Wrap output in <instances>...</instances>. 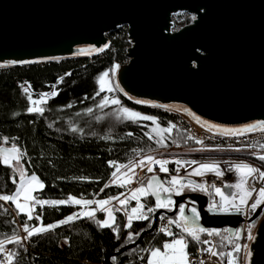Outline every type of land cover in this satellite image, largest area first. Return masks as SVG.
Returning <instances> with one entry per match:
<instances>
[{"label": "water", "instance_id": "water-1", "mask_svg": "<svg viewBox=\"0 0 264 264\" xmlns=\"http://www.w3.org/2000/svg\"><path fill=\"white\" fill-rule=\"evenodd\" d=\"M178 11L194 17L175 29ZM121 26L131 45L127 61L114 63L112 78L126 98L181 112L217 133L262 130L249 126L264 122V0H0V67L101 55L112 45L109 32ZM13 148L5 139L0 144L4 155L16 158ZM185 180L198 184L192 177L181 184ZM146 186L164 206L117 253L141 243L162 214H178L184 229H225L234 241L242 237V205L209 206L207 193L177 192L159 173L148 176ZM109 211L114 222L116 213L106 212L112 225ZM259 218L244 264H264V202L248 221Z\"/></svg>", "mask_w": 264, "mask_h": 264}, {"label": "trees", "instance_id": "trees-1", "mask_svg": "<svg viewBox=\"0 0 264 264\" xmlns=\"http://www.w3.org/2000/svg\"><path fill=\"white\" fill-rule=\"evenodd\" d=\"M192 19L189 16L178 25ZM109 36L110 49L91 58L0 67V144L5 139L7 145L17 148L18 155L13 159H18L26 176L36 174L43 182L35 195L52 201L39 205L37 215L29 219L14 201L0 200V242L8 239L12 244V264H108L115 260L120 264H147L148 244L161 247L170 239L156 228L135 247L117 253L152 225L153 213L158 208L153 197L144 195L143 201L154 204L155 210L149 212L147 219L131 220L130 227L126 226L123 211L108 208L94 212L85 203L127 190L122 185L107 186L117 163L155 150L197 144L185 126L177 125L175 112L139 104L121 94L112 79V67L117 61H127L131 41L126 26L112 30ZM105 99L108 103L100 107ZM37 100L39 104L34 107L33 101ZM112 100L119 103L113 104ZM123 108L139 113L140 117L129 118L121 112ZM145 116L155 119H143ZM5 156L9 159L0 151V196H13L21 179L13 162H4ZM254 158L264 163L260 156ZM142 181L146 183V179ZM57 201L63 203H53ZM137 204L133 200L124 206ZM109 209L116 213L115 222L111 227H102ZM70 216L76 218L60 223ZM169 216L176 232L180 230L186 235L188 252L201 245L208 235L201 233L200 242L194 241L174 220L176 216ZM18 218L29 227L38 222L57 226L33 234V246L27 249L16 240H9L19 232ZM218 240V250L224 258L228 260L232 254L235 264L243 263L242 253L236 251L230 235L219 233Z\"/></svg>", "mask_w": 264, "mask_h": 264}, {"label": "built area", "instance_id": "built-area-1", "mask_svg": "<svg viewBox=\"0 0 264 264\" xmlns=\"http://www.w3.org/2000/svg\"><path fill=\"white\" fill-rule=\"evenodd\" d=\"M177 114V125L185 126L189 131V137L196 140L195 146H201L205 149H209L210 152L213 153H225L228 154H234L232 157H235L236 153H243L245 151H262L264 152V130H258L251 133L241 134V135H227L222 133H217L210 131L208 129H205L196 123H194L189 117H187L185 114L173 111ZM199 141H202V143H199ZM194 146V147H195ZM182 147L180 146H172L168 148V151H175V150H182ZM223 157V156H222ZM213 159V158H210ZM179 161V163H177ZM195 161L196 163H192ZM224 162V163H221ZM172 163V164H171ZM202 164H214L218 165V168L215 170H205L200 167ZM237 165H248L252 168L258 169L259 172H261L260 168H257V166L253 164H240L237 162H231L229 160L223 161V160H208L195 157V156H179L176 159H174L171 162L164 163L163 167L167 169V171H161V165L158 163H152L147 162L144 165L143 171L140 173L141 180L147 179L148 176L151 174L159 173L161 174L164 179L169 181L167 182L169 185L174 184L172 182L173 177H176L179 182L181 183L182 179L185 177H192L195 180H197L198 184H193L189 180H185L183 183L184 185H187L188 187H194L197 190L203 191L207 193L209 196V206L212 205V200L215 195V187L222 182V179L224 177H227L229 175L230 177L233 175V169L234 174L237 176V180L243 181V188H239V191L241 193L245 192L248 188V183H250L251 179L253 177L255 178L256 182V188L258 187L259 183L263 180L262 177H260L259 172L252 173V174H246V172H243L242 170L240 172L236 171ZM151 167L153 169L152 172L148 171V168ZM216 171H219L221 175H217ZM199 172L200 175H197L196 173ZM229 172L231 174H229ZM257 179V180H256ZM258 183V184H257ZM253 190L250 198L244 203V204H233V205H242L243 209V217L244 220L242 221V237L238 240L234 241V247L237 248L239 246V250L242 253V259L244 264V258L247 252V249L249 247V244L252 240V237L255 233V230L257 228L258 224H254V222L248 221V218L253 214L254 210L251 205L256 202L254 194L255 190ZM131 190H126L122 193H120L117 196H114L110 201V206L114 210H121L123 211L125 215V220H128L129 217L131 218H137L141 215L147 216V214L151 211L149 209H152V211L155 210L154 204H147L146 202L142 203V207H136L137 212L133 213L132 208H127L124 206V203L126 201L127 196L130 194ZM118 198V199H116ZM121 201H124L123 204H121ZM231 205V206H233ZM9 206V205H8ZM230 206V207H231ZM10 207V206H9ZM216 207V206H213ZM219 208V207H217ZM169 221H173L169 215L162 214L159 218L158 222V231L164 233L166 236L170 237V239L166 240L165 243H171L174 241L172 238L176 234V230L174 227V222L169 223ZM19 223V232L14 237L10 238L9 240H16L18 243L23 244L27 249H31L33 246V238L32 236L29 237L28 232L25 231V225H27L26 222L20 220L18 218ZM128 222L126 221V226ZM28 226V225H27ZM29 228V227H28ZM163 229V230H162ZM212 230V229H211ZM216 230V229H214ZM225 230V229H224ZM168 232L173 233V235H168ZM225 233L227 235L228 232L225 230ZM204 240H208L210 244H204L201 243V245L197 246L195 250L188 252V259L192 262V264H200V261L203 260L204 264H228V260L223 257L218 250V235L213 232L212 235H207ZM2 247H0V261L3 262V264H12L14 261L13 251H12V244L8 242V240L0 243ZM163 245L162 248V254H165L168 252L167 249H164ZM154 246L151 244H148L147 246V256L149 257L150 251ZM209 247H213L214 251L219 253L218 255H212L211 253L207 251H202V249H206ZM164 259L163 255L160 256L159 260L162 262ZM108 264H120L117 260L108 263Z\"/></svg>", "mask_w": 264, "mask_h": 264}, {"label": "rangeland", "instance_id": "rangeland-1", "mask_svg": "<svg viewBox=\"0 0 264 264\" xmlns=\"http://www.w3.org/2000/svg\"><path fill=\"white\" fill-rule=\"evenodd\" d=\"M189 16L194 17V14H192L188 11H178V12L174 13L173 14V22H174L173 28H175V29L179 28L180 26L178 25V23L180 21H182L183 19L188 18ZM33 103H34V107H37L39 104V100L33 101ZM233 155L234 154H228L227 152H225V153H223V152L222 153H213V152H210L209 149H205L204 147H201L198 145L195 147L194 146L185 147L182 150H175V151H168V149H160V150L147 152L145 155H142V156L139 155L136 158H134L128 162L116 164L115 173H116L117 177L123 176L125 174L127 175L132 170H135L138 166H140V161H144L143 165H145L147 162L154 163L155 161H167V163H168V162L173 161L174 159H176L179 156H195V157H199V158H203V159L208 158V160H212V161H216V160L227 161V160H229L231 162H237L240 164L249 163V164H253V165L257 166V168L261 169V172H264V163L259 162L254 158L256 156H260V157L264 156V152L258 151V150L257 151L248 150V151H245L243 153H238V154L236 153L235 157H232ZM149 156L153 157V160H151V161L148 160L147 157H149ZM210 158H213V159H210ZM9 160H11L13 162L14 168L17 171V175H18L19 179H21L15 193L13 194V195L18 194V195H16V201L14 202V205L16 206V202L20 203L21 205H24L25 206L24 212H26V214L28 216L30 213L31 218H34V216L37 215L36 214L37 213V207L39 205H41V203H38L37 201H44L43 199L38 198L35 195L34 191L36 189L42 187L41 185H43V182L36 174L26 176V173H25L23 167L21 166L20 162L18 161V159H13V157H9ZM221 163H224V162H221ZM202 169H204V168H202ZM118 173H119V175H118ZM229 174H231V173L229 172ZM33 176H35L37 178V181H32L31 178ZM229 177L230 176L227 175V177H225V178H229ZM167 182H169V181L167 180ZM170 186L172 188H175L177 191H186V190H190V189L194 188L191 186L188 187L187 185L181 184L180 182L174 183L172 185L170 184ZM262 188H264V178L261 181V183H259L258 187L255 190V194L253 197H255L256 201L264 199V198H261L259 195V191ZM131 194H132V192H131ZM26 196H27V199H26ZM131 197L132 196L128 195L125 202L133 201V199ZM111 199H112L111 197L92 199L91 200L92 203L89 204V209L94 211V212H97L99 210H106L108 208H111L112 207V206H110ZM105 200L109 201V203H107V204H101L100 203L101 201H105ZM48 202L51 203L52 201H48ZM136 202L138 203L137 205L130 206L127 208L142 207V203H144L143 199H141V198H138V200H136ZM12 209H14V208H12ZM80 212L83 213L84 211H80ZM76 214L78 215L79 213H76ZM133 219H137V218H132L131 220H133ZM38 220L40 221V219H38ZM174 220L178 224H180L181 227H183L182 222L179 220V218L176 217V218H174ZM126 221L129 222V218ZM54 225H56V224H54ZM47 226L48 225L43 226L38 222L36 224H33L31 227H29V226L28 227L31 230V229H35V228L47 229ZM192 231H196L198 235L201 234V232H199L198 230H192ZM216 232L220 233L221 235L226 234L224 229H216ZM172 239L173 240L184 239L185 242L187 243L186 235L184 234L183 231H180V230H178L176 232V234L173 236ZM6 240H8V239H5L4 241H6ZM4 241H1L0 243H2ZM230 242H231V240H230ZM155 249H160L162 252V248L160 246H154L150 251V255L148 257L147 264H150V262H157V264H160V260H159L160 256L159 257H153L151 255L152 251H154ZM186 251L188 253V249H186ZM242 262H243V260H242ZM235 263H236V260H235L234 256L232 254H230V256L228 258V264H235Z\"/></svg>", "mask_w": 264, "mask_h": 264}, {"label": "snow or ice", "instance_id": "snow-or-ice-1", "mask_svg": "<svg viewBox=\"0 0 264 264\" xmlns=\"http://www.w3.org/2000/svg\"><path fill=\"white\" fill-rule=\"evenodd\" d=\"M107 75H108V74L105 73V74H104V77H106ZM61 79H63V78H61ZM101 83L103 84V78H102V80H101ZM103 90H104V88H103V86H102V87H101V91H103ZM27 91H28V89L25 88V92H27ZM45 95H47V94H45ZM53 95H55V93H53ZM136 102H137V103H143V101H139V100L136 101ZM107 103H108V100L105 99V100L101 103L100 107H104ZM111 103H113V104H118L119 101H118V100H112ZM28 110H29V111H33V110H35V111H37V112H41V113L43 112V109H40V108H37V109L29 108ZM91 111H92V110L89 109V112H91ZM121 112L127 114V115L129 116V118L140 117V114H139V113L130 112V110L127 109V108H123V109H121ZM143 119L154 120L155 118H154V117H150V116H145V117H143ZM257 127H259L260 129L264 130V122H261V123L258 124V125H250V126H249V130H253V129L257 128ZM74 130H75V129H74ZM167 130L170 131L171 129H167ZM130 135H131V134H130ZM199 143H202V141H199ZM262 147H264V145H262ZM12 151H17V150H16L15 148H13ZM147 159L151 161V160H153V157L149 156V157H147ZM260 159L264 160V156H261ZM4 162H5V163H9V159H8L7 156H5V161H4ZM155 163H158V164L161 165V168H160L161 171H165V172L167 171V169L163 167V164H164V163H167V161H155ZM177 163H179V161H177ZM192 163H196V162L193 161ZM143 164H144V161H140V166H143ZM200 167H201V168H204V169H207V170H215V169L218 168V165H214V164H202V165H200ZM236 167H237L238 169L244 170V171L246 172V174H252V173H257V172H259L258 169L252 168V167H250V166H248V165H237ZM148 171H149V172H152L153 169H152L151 167H149V168H148ZM196 174H197V175H200L199 172H197ZM216 174H217V175H221V173H220L219 171H216ZM115 175H116V173L114 172V173H113V176H115ZM259 175H260V177L264 178V172H259ZM31 179H32V181H37V178H36L35 176H33ZM153 179H154V178H153ZM14 182H15V181H14ZM172 182H173V183H179V180H178L176 177H173ZM41 186H42V185H41ZM148 186L151 187V182H149V185H148ZM237 187H241V188H243V181L241 182L240 185H237ZM144 190H145L144 188L136 189L137 192H143ZM166 191H167V189H166ZM216 191H217L218 193H220L221 196L223 197V193L220 192V189H216ZM16 195H18V194H16ZM16 195H13V196L3 195V196H0V200H3V201H10V200H11V201H14V202H15V201H16ZM244 195H245V197H247V196L250 195V193H249L248 191H245ZM259 195H260L261 198H264V188L260 189V191H259ZM223 198H224V199H227L226 197H223ZM26 199H27V196H26ZM116 199H118V198H116ZM233 199H235V198H233ZM157 201H158V203H157V207H163V206H164L162 203L159 202V197H157ZM37 202H38V203H41V204H46V203H48V201H37ZM76 202H77V203H80V201H76ZM245 202H246L245 199L242 198V199H241V204H244ZM262 202H264V199H262V200H257L255 203H253V204L251 205V207H252L253 209H255V208H256L260 203H262ZM53 203H63V201H57V202H53ZM85 203H87V204H91L92 201H85ZM100 203H101V204H107V203H109V201L105 200V201H101ZM123 203H124V201H121V204H123ZM16 207H17L21 212L25 211V206H24V205H21V204L18 203V202H16ZM5 211H7V210H5ZM149 211H152V209H149ZM180 211H181V214L183 215L184 209L181 208ZM192 211L195 212V209H192ZM132 212H133V213H136V212H137V209H136V208H133V209H132ZM108 216H109V218L112 219L113 222H114V218H113V216H112L111 211L108 212ZM74 218H76V217L70 216V217L67 218V221H61L60 223H61V224L66 223V222H68V221L73 220ZM29 219H31V215H30V213H29ZM131 219H132V218L129 217V222H128V226H129V227L131 226ZM138 219H147V217L141 215V216L138 217ZM169 223H173V221H169ZM56 226H57V225H48V226H47V229H44V228H35V229H31V230H30V229L28 228V226L25 225V231L28 232V235H29V237H30V236H32V235L35 234V233H40V232H42V231H46V230H48V229L55 228ZM101 226H102V227H111V224H109V221L105 220V221H103V222L101 223ZM162 230H163V229H162ZM185 231H188V232H189V235L192 237V239H193L194 241H198V242H200V236L197 234L196 231H192V230H189V229H187V228L185 229ZM213 231H214V230H213ZM213 231H209V230H206V229H203V228H200V229H199V232H201V233L208 232L209 235H212V234H213ZM216 234L218 235L219 233H216ZM168 235L171 236V235H173V233L168 232ZM129 238H131V237H129ZM202 243H204V244H210V242H209L208 240H204V241H202ZM0 247H2V245H0ZM163 247H164V249H167V250H168L167 253L162 254L160 249H155V250L152 251V253H151V255H152L153 257H159V256L163 255L164 259H163L162 262H160V264H192V262L188 259V255H189V254H188L187 251H186V249H187V243L185 242L184 239H176V240L172 241L171 243H165V244L163 245ZM202 251H207V252L211 253V254L214 255V256L219 254V253H217L216 251H214L213 247H209V248H206V249H202ZM236 251H239V246H237ZM219 255H222V254H219ZM0 264H3V262L0 261ZM150 264H157V262H150ZM200 264H204V261L201 260V261H200Z\"/></svg>", "mask_w": 264, "mask_h": 264}, {"label": "bare ground", "instance_id": "bare-ground-1", "mask_svg": "<svg viewBox=\"0 0 264 264\" xmlns=\"http://www.w3.org/2000/svg\"><path fill=\"white\" fill-rule=\"evenodd\" d=\"M236 171L240 172L241 169L237 168ZM242 171L245 172L244 170H242ZM232 172H233V175L231 177H229V178H225L224 177L222 179V182H220L215 187V195H214L213 200H212L213 201L212 202L213 206H216V207H219L221 209H224V208H229L233 204H240L241 203V199L244 198L245 201H247L250 198L253 190L256 188V182L257 181H255V178L253 177V179H251L250 183L247 181V183H248L247 187L248 188L246 189V191H248L250 193V195L245 197V195H244L245 192L241 193L239 191V188H241V187H237V185L241 184V180L240 181L237 180V176L234 174V169H233ZM216 189H220V192L223 193V197H226L227 199H224L221 196V194L216 191ZM233 198H235V199H233ZM259 221H260V218H259V220L257 219L254 222V224H258Z\"/></svg>", "mask_w": 264, "mask_h": 264}, {"label": "crops", "instance_id": "crops-1", "mask_svg": "<svg viewBox=\"0 0 264 264\" xmlns=\"http://www.w3.org/2000/svg\"><path fill=\"white\" fill-rule=\"evenodd\" d=\"M183 148H185V147H182L181 149H183ZM145 154L146 153H144L142 155H145ZM117 164H121V163H117ZM115 167H116V165H115ZM143 168H144V165L138 166L135 169L136 171L132 170L127 175L125 174V175L119 176V177H117L116 175L115 176L112 175L111 178L109 179V181L107 182V186L114 185V184L127 186L128 190H131L129 196H132L131 198L134 201L138 200V198L143 199L144 195H149V191L147 189L146 183H143V181L141 180V177H140L141 176L140 173L143 171ZM114 172H115V170H114ZM118 175H119V173H118ZM139 188H144L145 190L143 192H137L136 189H139ZM131 192H132V194H131ZM113 197H111V198H113Z\"/></svg>", "mask_w": 264, "mask_h": 264}, {"label": "flooded vegetation", "instance_id": "flooded-vegetation-1", "mask_svg": "<svg viewBox=\"0 0 264 264\" xmlns=\"http://www.w3.org/2000/svg\"><path fill=\"white\" fill-rule=\"evenodd\" d=\"M193 190H195V188H193V189H190V190H186V191H177V192H192ZM181 205H183V204H181ZM188 205L190 206V207H194L193 205H191V204H189L188 203ZM174 216H176L177 218H178V214H175ZM181 222H182V224H183V221L182 220H180ZM193 230H198L199 231V229H193ZM233 238V237H232ZM234 240V239H233Z\"/></svg>", "mask_w": 264, "mask_h": 264}]
</instances>
